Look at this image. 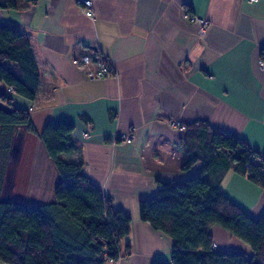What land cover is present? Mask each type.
<instances>
[{"label":"crops","instance_id":"0c3cea01","mask_svg":"<svg viewBox=\"0 0 264 264\" xmlns=\"http://www.w3.org/2000/svg\"><path fill=\"white\" fill-rule=\"evenodd\" d=\"M15 1L14 9L0 7V22L28 34L40 84L31 102L0 82V96L33 108L36 129L21 127L24 145L10 158L3 198L30 206L54 200L59 174L41 133L48 122L69 123L79 150L65 158L82 160L90 179L132 219L123 243L129 254L116 264L170 263L174 240L140 219L139 202L156 196L161 182L183 183L199 172L172 163L186 125L207 121L264 155V0H92L93 17L76 0ZM188 11L209 22L204 35ZM97 52L111 60L115 76L91 80L74 64ZM132 128V141L119 140ZM221 187L253 217L264 214V188L247 176L230 170ZM211 231L218 251L251 255L221 227Z\"/></svg>","mask_w":264,"mask_h":264},{"label":"trees","instance_id":"16d2710c","mask_svg":"<svg viewBox=\"0 0 264 264\" xmlns=\"http://www.w3.org/2000/svg\"><path fill=\"white\" fill-rule=\"evenodd\" d=\"M0 7L14 9L16 1L0 0ZM0 82L14 96L36 100L40 71L30 38L19 27L2 22ZM22 126L36 132L30 110L15 106L14 97L0 96V263H118L129 254V244L125 254L122 245L132 219L90 179L82 160L65 158L79 150L72 138L73 125L48 122L41 133L59 174L54 200L30 206L3 198L6 163L12 146L21 141ZM186 127L172 163L183 170L199 166V172L183 183L161 182L156 196L139 202L140 219L174 240L170 263L156 259L153 264H264V214L253 217L221 187L226 173L233 170L264 188V155L207 121ZM161 163L152 161L150 166L167 164ZM215 225L247 244L251 255L218 251L211 231Z\"/></svg>","mask_w":264,"mask_h":264},{"label":"built area","instance_id":"2783aa9c","mask_svg":"<svg viewBox=\"0 0 264 264\" xmlns=\"http://www.w3.org/2000/svg\"><path fill=\"white\" fill-rule=\"evenodd\" d=\"M76 1L85 15H87L88 17L94 16L92 0H76ZM248 1H250L251 3H257L260 0H248ZM184 15L187 19H191L197 24V28H198L197 31L199 36L205 34L206 28L209 24V22L206 19L193 16L189 12H186ZM79 46L85 47L86 44H84V42H80ZM74 64L80 67L81 66L85 67L87 71V75L91 80H100L116 75V71L114 69L111 60L107 56L99 52L93 55L90 53H85L81 55L79 59H75ZM259 68L261 71H264V56H262L259 60ZM133 138H134V129L132 128L128 133L122 135L119 138V140H121L122 142H130L133 140ZM261 159H263V155ZM214 246L216 247V245Z\"/></svg>","mask_w":264,"mask_h":264},{"label":"rangeland","instance_id":"374dc122","mask_svg":"<svg viewBox=\"0 0 264 264\" xmlns=\"http://www.w3.org/2000/svg\"><path fill=\"white\" fill-rule=\"evenodd\" d=\"M11 90V89H10ZM12 91V90H11ZM30 110V112H31V110H33V108H31V109H29ZM36 133V132H35ZM21 141L20 142H17L15 145H17V146H21L22 144L24 145V135L22 134L21 135ZM11 150H12V148H11ZM10 155H11V153H10ZM11 157H12V155H11ZM41 158V157H40ZM9 161H10V159L7 161V163H6V171H5V175H4V179H3V186H4V182H5V179H6V177H7V166H8V164H9ZM52 177V176H51ZM52 184H53V181H51L50 183H48L47 184V188L48 189H50V187L52 186ZM3 189H4V187H3ZM3 193V192H2ZM20 193V192H19ZM41 192L39 191V189L37 190V192H36V194L37 195H39ZM18 195V194H17ZM3 196V195H2ZM20 197V196H19ZM20 198H23V199H25L26 197H20ZM38 199H43V198H39V197H35L34 198V200L35 201H37ZM124 249H125V247H124V245H122V254H125V251H124Z\"/></svg>","mask_w":264,"mask_h":264},{"label":"water","instance_id":"95a60500","mask_svg":"<svg viewBox=\"0 0 264 264\" xmlns=\"http://www.w3.org/2000/svg\"><path fill=\"white\" fill-rule=\"evenodd\" d=\"M20 151V147L17 145L12 146L11 155L18 153Z\"/></svg>","mask_w":264,"mask_h":264}]
</instances>
